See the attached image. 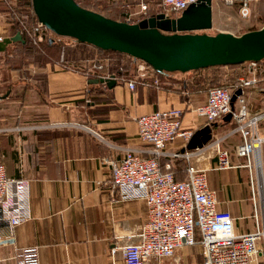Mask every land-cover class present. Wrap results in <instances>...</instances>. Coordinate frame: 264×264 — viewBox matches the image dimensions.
<instances>
[{"label":"crops","instance_id":"obj_1","mask_svg":"<svg viewBox=\"0 0 264 264\" xmlns=\"http://www.w3.org/2000/svg\"><path fill=\"white\" fill-rule=\"evenodd\" d=\"M94 1L125 6L119 13L130 16L133 22L140 15L139 3L150 12L163 13L160 0ZM242 1L249 2L250 17H264V0H237L233 6L211 0L212 25L216 17L221 20L218 32L244 34L232 31L244 21L239 16ZM224 15L229 19L223 21ZM11 36L8 18L0 6V37ZM14 47L12 44L0 54V161L9 179L26 185L31 217L13 229L12 240L11 230L0 228V240L6 242L0 245V264H17L18 251L27 246L38 248L40 264H124L120 250L113 257L109 250L137 242L148 208L143 201L118 199L110 183L109 163L122 158L128 149L145 158L150 156V146L138 136L136 119L141 115L178 110L183 112L182 131L194 134L206 126L195 109L205 103L211 84L197 83L198 79L216 74L217 83L231 85L239 67H213L193 76L173 75L174 83H161L158 78V86L138 84L130 90L118 82L112 88L92 84L95 79L60 64L61 56L41 69L27 60L12 68L7 60L12 58ZM124 64V71L134 76L133 61L127 59ZM247 99L251 111L264 110V93L248 94ZM215 124L211 140L202 149L184 152L190 154L189 164L206 172L216 208L232 215L235 234L264 231V144L259 155L261 196L245 161L234 155L240 138L229 135V122L222 119ZM260 133L264 137V124ZM215 139L230 153L233 168L214 169ZM188 142L177 138L158 159L163 169L170 165L178 181L185 179L188 163L171 155L182 153ZM260 248L264 256V239ZM201 263L202 248L196 244L181 247L172 258L147 264Z\"/></svg>","mask_w":264,"mask_h":264},{"label":"built area","instance_id":"obj_2","mask_svg":"<svg viewBox=\"0 0 264 264\" xmlns=\"http://www.w3.org/2000/svg\"><path fill=\"white\" fill-rule=\"evenodd\" d=\"M1 1L10 11L17 6V0ZM199 1L160 0V5L168 16L180 14ZM236 2L223 0L227 6H233ZM138 6L140 15L137 20L133 22L127 16L126 23L135 24L142 20L140 17L145 15L148 8L144 3ZM239 16L242 20L251 16L248 1L241 2ZM17 21L20 23V35L32 45L39 46L48 38L50 31L37 20L32 26L22 24L19 19ZM132 61L136 65L134 76L121 68L115 73H108L109 59L82 60L77 65L65 67L61 58L60 64L93 79L114 80L130 90L138 84L159 85V79L150 66L142 61ZM259 65L258 62L241 64L234 83L209 87L205 103L195 109L207 125L230 116L229 135L240 138V143L234 148V155L245 161L244 166L250 175L252 169L256 174V155H260L264 144V137L260 133L264 124V110L251 111L247 99L248 94L264 93V75ZM237 91H240V95L232 102V96ZM182 115V111L173 110L139 116L136 119L138 136L150 146V156L145 158L128 149L122 158L109 163L110 183L118 199L143 201L148 208L147 221L137 235V242L121 248H110V257L120 250L124 264H147L150 260L172 258L183 246L198 244L202 248L201 264H260L263 258L260 243L264 239V231L235 234L232 215L217 210L215 193L208 187L206 172L189 164V153L175 152L171 155L173 159L188 163L184 180H175L170 165L166 166L165 171L161 170L158 159L166 155V147L177 138L188 142L193 135L190 131L181 130ZM212 145L215 148L214 169L233 168L230 153L220 146V141L215 139ZM30 217L26 185L9 179L4 164L0 162V228L8 227L11 230L9 240H12L13 229ZM5 244V241L0 240V245ZM17 264H40L38 248H21L17 254Z\"/></svg>","mask_w":264,"mask_h":264},{"label":"water","instance_id":"obj_3","mask_svg":"<svg viewBox=\"0 0 264 264\" xmlns=\"http://www.w3.org/2000/svg\"><path fill=\"white\" fill-rule=\"evenodd\" d=\"M37 21L57 37L70 38L102 51H112L142 61L157 73H188L213 67L236 66L264 60V26L239 36L212 28L211 0H201L174 17L157 14L129 24L108 19L80 7L74 0H31ZM24 43L20 33L0 41V54L7 47ZM92 84L112 88L111 79H95ZM237 91L231 101L234 102ZM1 98V97H0ZM230 121V116L223 118ZM212 127L196 131L186 150L202 149L210 140Z\"/></svg>","mask_w":264,"mask_h":264},{"label":"trees","instance_id":"obj_4","mask_svg":"<svg viewBox=\"0 0 264 264\" xmlns=\"http://www.w3.org/2000/svg\"><path fill=\"white\" fill-rule=\"evenodd\" d=\"M76 2V4H78L80 7L93 11L95 13H98L108 19H111L113 21H117V22H125L126 18V14L124 15L123 13H119V10L122 9L123 11L125 10V6L123 5H106L104 4V2L102 1H94V0H74ZM17 7H15V9L13 11H10L8 9V7L0 0V6L1 9L4 13H6V15H8V23L10 24V33L12 36H14L16 33H19V24L18 21L16 19V16H20V17H24L25 20H27V18L30 16L32 18L33 21H36V17L33 13L32 10V3L31 0H17ZM147 14L140 17L141 19L144 18H148V17H152L155 16L158 12H150L149 9L146 12ZM29 19V18H28ZM48 38L44 40V42L41 45L42 47V51L41 50H37L36 47H32L31 43L25 38L23 37L24 43H16L14 50L12 52V58L7 60V64H9L12 68H18L21 66L22 62L24 60L29 61L30 63H32L35 67L41 69L45 66V64L49 63V62H53V61H58L60 58V46H57V40H60L61 37H56L53 34H51L50 32H48ZM70 39V38H69ZM74 42L75 46L79 47V48H90L94 51V55H91V57L88 58H75V60L72 59H66L64 62V66L65 67H69V66H73V65H77L79 64L82 60H96V61H100L103 60L104 58H110L109 60H111L110 62V66L108 68V71H110V73H115L117 70H119L120 68L123 70L127 69V66L123 63V58H127L129 60L132 61V58L120 54V53H116V52H112V51H102V50H98L96 48H93L89 45L86 44H80L77 41L70 39ZM46 53L48 55V57H45L44 55H42V53ZM259 64H263V61L258 62ZM240 65H236V66H228L230 68L233 67H239ZM209 69V68H207ZM206 69L203 70H198V71H194L193 73H197L200 71H204ZM156 73L157 78L160 79L161 83H165V82H169V83H174L176 82V80L173 79V75L177 74V73ZM198 83V81H197ZM202 83V82H199ZM219 86H224L221 85L219 83H217V81L212 82L210 87H219ZM263 94V93H262ZM1 162V161H0ZM179 163L181 161H178ZM2 163V162H1ZM162 171H165V169H163L160 166ZM175 176V175H174ZM186 177V174H185ZM175 180L178 181V179L175 177Z\"/></svg>","mask_w":264,"mask_h":264},{"label":"rangeland","instance_id":"obj_5","mask_svg":"<svg viewBox=\"0 0 264 264\" xmlns=\"http://www.w3.org/2000/svg\"><path fill=\"white\" fill-rule=\"evenodd\" d=\"M4 16L8 18V15H6L5 13H4ZM228 17L229 16H225L224 15L222 20L224 21L225 18L227 20V19H229ZM28 18H27V20H25L24 17L16 16V19H19V20H21L23 22L22 24H26L28 26L34 25V21L32 20V18L30 16ZM235 20H236V17H235ZM220 22H221V20L216 17V21H215L214 25H212V28L210 30H208V31H205L204 33H206L208 35H215V34L219 33L218 30L220 28ZM18 24H19V27H20V23H18ZM263 26H264V17L261 16V15H254V16L252 15V17H249L247 20H244V21L240 22V24L237 25L236 27H234L232 29V31H234L237 34L238 33H246L247 30H249V31L253 30L254 31V30L260 29ZM33 46L34 45H32V47ZM57 46H60L59 55L61 56L63 61L65 59H68V58L69 59L74 58L73 60H75V58L76 59L77 58L78 59L79 58L82 59V58H88V57H91V55H94V51L92 49H90V48H79V47L75 46L74 42L72 40H70L69 38L62 37L60 40H57ZM34 47H36L37 50H41L42 51L41 45L34 46ZM10 52H12V51H10ZM11 55H12V53L10 54V56ZM42 55H44L45 57H48V55L46 53H44V52L42 53ZM105 59H110V58H104L103 60H105ZM126 61H127V59L123 58V63L126 62ZM262 61H263V64H260L259 68L262 71V74L264 75V60H262ZM237 72L238 71H236V73ZM189 73H192L191 76H193L195 74L193 72H188V73H183V74L182 73H177L175 75H177V76H187ZM194 78L197 79V76H195ZM217 78H218V76H216V74H212L209 77L204 75V76H201L198 79V83L199 82H203V81H205V82L206 81H210V84H211L214 81L216 82ZM255 165H256V162H255ZM261 167H262V165H261ZM256 171H257V167H256ZM261 172H262V170L259 171V174ZM252 177H253V183H254L255 190H258L259 195L262 196V191H261V188L259 187L261 183H260V181L258 179L259 178L258 177V171H257V173L255 175L254 169H252ZM262 188H263V186H262ZM260 264H264V256H263L262 261H261Z\"/></svg>","mask_w":264,"mask_h":264},{"label":"bare ground","instance_id":"obj_6","mask_svg":"<svg viewBox=\"0 0 264 264\" xmlns=\"http://www.w3.org/2000/svg\"><path fill=\"white\" fill-rule=\"evenodd\" d=\"M256 167H257V171H258V174H259V171H261L262 169H261V161H260V157H259V155H256ZM256 171V172H257ZM261 174V173H260Z\"/></svg>","mask_w":264,"mask_h":264}]
</instances>
